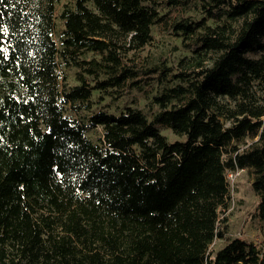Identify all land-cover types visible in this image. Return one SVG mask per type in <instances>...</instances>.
Here are the masks:
<instances>
[{
  "label": "trees",
  "instance_id": "16d2710c",
  "mask_svg": "<svg viewBox=\"0 0 264 264\" xmlns=\"http://www.w3.org/2000/svg\"><path fill=\"white\" fill-rule=\"evenodd\" d=\"M180 5L152 114L113 111ZM236 171L262 238L214 248ZM0 264H264V0H0Z\"/></svg>",
  "mask_w": 264,
  "mask_h": 264
},
{
  "label": "rangeland",
  "instance_id": "374dc122",
  "mask_svg": "<svg viewBox=\"0 0 264 264\" xmlns=\"http://www.w3.org/2000/svg\"><path fill=\"white\" fill-rule=\"evenodd\" d=\"M160 9L162 13L167 14L169 22L157 23L154 28V42L130 54L132 58L130 63L134 64L133 67L138 72L134 76H129L120 86H115L113 95L107 97L106 104H109L113 111L120 110L127 105H134L152 114L155 109L154 96L159 94L162 88L159 83L161 73L152 71V68H155L161 55L173 54L177 57L189 52L182 44L181 38L174 33L171 23L179 17L186 16L191 8L180 5L172 9L161 6ZM192 9L195 7L192 6ZM161 127L165 133L171 134L170 129ZM230 182L232 200L228 210L226 237L217 238L214 248L221 247L228 237L242 236L254 241L262 238L260 223L253 216L258 203V195L253 189L251 175L246 171H239L230 176Z\"/></svg>",
  "mask_w": 264,
  "mask_h": 264
},
{
  "label": "built area",
  "instance_id": "2783aa9c",
  "mask_svg": "<svg viewBox=\"0 0 264 264\" xmlns=\"http://www.w3.org/2000/svg\"><path fill=\"white\" fill-rule=\"evenodd\" d=\"M234 173H239V171H236V172H230V176L233 175Z\"/></svg>",
  "mask_w": 264,
  "mask_h": 264
}]
</instances>
